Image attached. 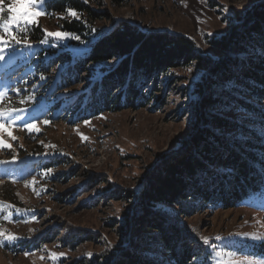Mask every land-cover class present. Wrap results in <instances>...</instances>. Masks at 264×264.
Instances as JSON below:
<instances>
[{"label":"rangeland","instance_id":"374dc122","mask_svg":"<svg viewBox=\"0 0 264 264\" xmlns=\"http://www.w3.org/2000/svg\"><path fill=\"white\" fill-rule=\"evenodd\" d=\"M263 1L88 0L91 9L106 13L103 20L94 21L92 31H107L119 21L143 31H168L191 38L208 60L169 70L160 92L140 109L104 112L78 122L72 119L76 111L84 110L79 102L83 83L65 84V73L69 75L74 67L64 59H79L93 38L48 37V42L39 43L45 30L61 31L62 21L81 20L79 14L77 19L66 12H47L44 4L48 14L40 16L28 34L33 46L0 62V91L8 90L0 107L27 109L20 113L25 120L39 121L32 131L22 127L24 121L6 125L4 130L11 148H0V161H7L0 163V202L11 206V218H3L9 211L5 208L0 213V230L18 239L0 245V264H104L99 257L107 259L125 239L119 227L133 206L132 194L126 197V192L140 189L145 173L159 158L179 152L189 138L196 106L194 88L205 78L212 59L221 54L209 40L239 26ZM9 3L4 0L5 16ZM50 48L63 63L51 58ZM98 67L88 79L99 76ZM12 88H19V93ZM29 94L35 98L21 104ZM156 97H162L159 104ZM258 129L264 131V127ZM110 190L119 196L107 197ZM181 219L180 224L199 242L201 237L209 238L211 264H264V241L245 235L264 236V196L234 208H196ZM71 232L76 238L68 241ZM51 253L64 255L52 259Z\"/></svg>","mask_w":264,"mask_h":264},{"label":"trees","instance_id":"16d2710c","mask_svg":"<svg viewBox=\"0 0 264 264\" xmlns=\"http://www.w3.org/2000/svg\"><path fill=\"white\" fill-rule=\"evenodd\" d=\"M68 8L84 21H62L61 31L93 38L79 59H64L74 67L65 73V84L83 83L79 102L84 110L76 111L72 122L140 109L160 92L169 70L208 60L187 36L143 31L126 21L107 31H92L94 21L103 20L106 13L94 11L84 0L46 2L47 12L65 13ZM247 17L209 40L221 54L212 59L205 78L194 88L189 138L179 152L159 158L145 173L140 189L126 192V197L132 194L133 206L119 227L125 239L107 259L99 257L104 264H211L207 246L180 224L181 217L196 208H234L264 196V131L258 129L264 127V1ZM49 54L56 61L60 57L51 48ZM97 65L99 76L88 79ZM161 100L156 97L155 104ZM113 193L110 190L106 196ZM67 235L68 241L76 238L72 232Z\"/></svg>","mask_w":264,"mask_h":264},{"label":"snow or ice","instance_id":"6c2138e0","mask_svg":"<svg viewBox=\"0 0 264 264\" xmlns=\"http://www.w3.org/2000/svg\"><path fill=\"white\" fill-rule=\"evenodd\" d=\"M46 2L47 0H10L6 10L7 15L5 16V7H3L4 0H0V62H4L8 55L16 53L20 49H27L33 46L29 40L28 34L32 26L38 24V18L48 14L43 8V5L46 4ZM84 2L87 3L88 0H84ZM66 13L72 17H76L77 19L79 18L78 13L71 8L66 9ZM93 31H95V29H93ZM48 37H54L57 40H63L69 37L71 39L79 40L78 36L71 33L63 31L48 32L45 30L44 39H41L38 42L44 44L48 42ZM189 71H191V69H189ZM40 79L43 80L45 77L41 75ZM10 90L17 93L20 91L19 88H12ZM7 92V89L0 91V103H3L4 99L7 97ZM34 98V95L29 94L22 99L20 103L24 104L26 102H30ZM26 111L27 109L24 108L0 107V148H11V144L6 143L5 141L4 130L6 125L8 127H13L15 126L16 121H24L22 124L23 128H26L29 131L37 128V121L33 120L31 122H27L25 117L20 114ZM43 123L47 124L49 121L45 120ZM85 123H87V121ZM12 139L16 138L12 137ZM82 139L86 138L82 137ZM15 159L16 158L13 157V162ZM0 163H7V161H0ZM51 172V169L46 170V174H50ZM5 208H8L9 211L6 216H3V218L10 220L11 206H7L3 202H0V213H3ZM16 211L18 212L19 209ZM245 235L249 236L253 240L264 241V236L258 234ZM16 239H18V237L14 234H6L3 230H0V245H2L4 241L12 242ZM201 239L205 245L209 244L208 237H201ZM216 239H220V237H216ZM63 255V253H51L50 258L56 259L58 256ZM88 255L91 256L92 253H88ZM217 255H221V253H217ZM245 259L247 260V258Z\"/></svg>","mask_w":264,"mask_h":264}]
</instances>
